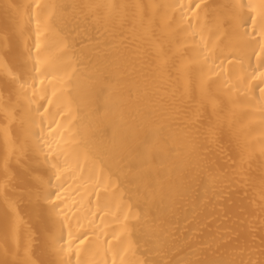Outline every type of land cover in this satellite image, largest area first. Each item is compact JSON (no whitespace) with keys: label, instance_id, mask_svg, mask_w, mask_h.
Wrapping results in <instances>:
<instances>
[{"label":"bare ground","instance_id":"6f19581e","mask_svg":"<svg viewBox=\"0 0 264 264\" xmlns=\"http://www.w3.org/2000/svg\"><path fill=\"white\" fill-rule=\"evenodd\" d=\"M0 264H264V0H0Z\"/></svg>","mask_w":264,"mask_h":264}]
</instances>
